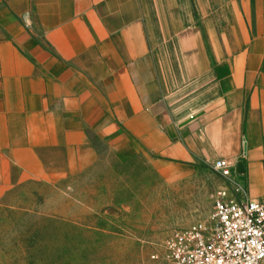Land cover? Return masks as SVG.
<instances>
[{
    "label": "crops",
    "instance_id": "crops-1",
    "mask_svg": "<svg viewBox=\"0 0 264 264\" xmlns=\"http://www.w3.org/2000/svg\"><path fill=\"white\" fill-rule=\"evenodd\" d=\"M220 4L189 23L181 0H0V211L100 166L168 183L218 160L264 198V0Z\"/></svg>",
    "mask_w": 264,
    "mask_h": 264
},
{
    "label": "rangeland",
    "instance_id": "rangeland-1",
    "mask_svg": "<svg viewBox=\"0 0 264 264\" xmlns=\"http://www.w3.org/2000/svg\"><path fill=\"white\" fill-rule=\"evenodd\" d=\"M181 3L191 23L201 7L216 9L221 0ZM158 56L172 76L174 41ZM196 170L193 178L166 183L142 165L121 168L116 178L100 166L73 181V191H31L20 206L33 212L0 211V264H161L166 240L206 220L223 186L211 165Z\"/></svg>",
    "mask_w": 264,
    "mask_h": 264
},
{
    "label": "built area",
    "instance_id": "built-area-1",
    "mask_svg": "<svg viewBox=\"0 0 264 264\" xmlns=\"http://www.w3.org/2000/svg\"><path fill=\"white\" fill-rule=\"evenodd\" d=\"M211 167L223 179L212 212L166 240L161 264H262L264 198L244 197L231 177L234 165L218 160Z\"/></svg>",
    "mask_w": 264,
    "mask_h": 264
},
{
    "label": "water",
    "instance_id": "water-1",
    "mask_svg": "<svg viewBox=\"0 0 264 264\" xmlns=\"http://www.w3.org/2000/svg\"><path fill=\"white\" fill-rule=\"evenodd\" d=\"M240 169H241V163H238L236 166V171L239 172Z\"/></svg>",
    "mask_w": 264,
    "mask_h": 264
}]
</instances>
